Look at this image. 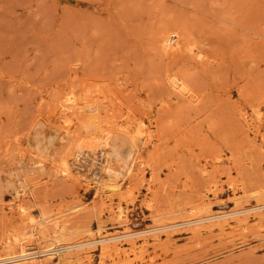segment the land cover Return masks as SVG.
<instances>
[{"label": "rangeland", "instance_id": "374dc122", "mask_svg": "<svg viewBox=\"0 0 264 264\" xmlns=\"http://www.w3.org/2000/svg\"><path fill=\"white\" fill-rule=\"evenodd\" d=\"M25 248L1 264H264V0H0V259Z\"/></svg>", "mask_w": 264, "mask_h": 264}, {"label": "bare ground", "instance_id": "6f19581e", "mask_svg": "<svg viewBox=\"0 0 264 264\" xmlns=\"http://www.w3.org/2000/svg\"><path fill=\"white\" fill-rule=\"evenodd\" d=\"M179 35V34H178ZM179 39V38H178ZM176 45H178V43L177 42H175L174 40H173V38L171 37V39L169 40V42H168V48H171L172 46L174 47V46H176ZM175 84V83H174ZM178 85V84H177ZM177 87V86H176ZM75 101H76V99H75ZM76 104V103H75ZM108 127V126H107ZM66 128V127H65ZM87 128V127H86ZM69 129H71L70 131H73V132H77V126H72V127H70ZM147 130V129H146ZM95 132V131H94ZM85 133V132H84ZM106 135H108L107 136V140H109L111 137H110V133H108V134H106ZM149 137H151V135L149 134H147V138H149ZM44 140V139H43ZM51 141V140H50ZM52 142V141H51ZM40 143V142H39ZM102 144H104L103 142H102ZM101 144V145H102ZM106 146H109V147H107V149H105V146H104V149L101 147L100 148V152H101V154H102V157L103 158H101V159H99V161L97 160L96 162H94L95 164L94 165H97V170H98V172H97V174H95V179L97 180V183L101 186V187H103V189L102 190H105V188H109V190L110 191H114V190H116L118 187H119V183L116 181V179H117V177H118V175L120 174V172L116 169V168H114V167H112V158H111V156H112V154H114V153H112L113 152V150H111L110 149V142L109 141H107L106 142V144H105ZM37 147V146H36ZM42 148V147H41ZM99 148V147H98ZM97 150H96V147H93V146H91V145H79V147L77 148V152L78 153H84L83 155H87L88 157L90 156V157H93L94 158V161L96 160L95 159V152H96ZM100 154V155H101ZM107 154V155H106ZM80 154H77L76 156H75V158H76V160H79L80 159ZM92 160V159H91ZM134 160V159H133ZM45 167V163H43L42 162V164H41V168H44ZM74 168V167H73ZM76 170H77V173H81V172H83L84 171V169H82V168H75ZM90 170H91V168H90ZM73 170L71 169V165H69L68 164V160H65L64 161V172L65 173H70V172H72ZM94 172V171H93ZM108 190V191H109ZM259 210V209H258ZM244 211V210H243ZM226 215V214H225ZM154 229V228H153ZM145 231H147V232H150V231H152V229H146ZM144 230L143 231H132V230H128L126 233H124L123 235L124 236H128V237H131V236H134V235H137V234H143L144 232H145ZM115 239V237L113 236V237H106V238H103V243H107V242H110L111 240H114ZM84 244V243H83ZM82 244V245H83ZM85 244H89V242H86ZM81 245V246H82ZM75 246V245H74ZM76 246H77V244H76ZM79 247H80V245H79ZM106 247H109V245H108V243H107V245H106ZM104 248H105V246H104ZM26 249V248H25ZM25 249H22V251H21V253L20 254H14V255H11V256H9V257H6V258H1L0 259V264L1 263H5V262H11V263H18V262H21V261H24V260H26L27 258H29V257H31V254H29V253H27V249L25 250ZM58 249V248H57ZM52 251H54V250H52ZM106 251V250H105ZM130 251H132V252H135V249H131ZM118 252V255L117 256H119V258H121L122 259V256H124V258H126L128 255L127 254H129L128 252H129V250H125V251H123V252H121V251H117ZM34 253V252H33ZM131 253V252H130ZM35 254H33V256H34ZM32 256V257H33ZM89 262L91 263L92 262V259H91V257H89Z\"/></svg>", "mask_w": 264, "mask_h": 264}, {"label": "built area", "instance_id": "2783aa9c", "mask_svg": "<svg viewBox=\"0 0 264 264\" xmlns=\"http://www.w3.org/2000/svg\"><path fill=\"white\" fill-rule=\"evenodd\" d=\"M79 161H82V162H83V157H82V156H80V159H79ZM79 161H78V162H79Z\"/></svg>", "mask_w": 264, "mask_h": 264}]
</instances>
